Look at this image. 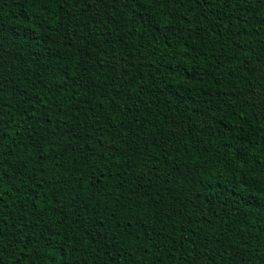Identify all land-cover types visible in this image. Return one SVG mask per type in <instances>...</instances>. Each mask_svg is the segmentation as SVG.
Listing matches in <instances>:
<instances>
[{
	"label": "trees",
	"instance_id": "16d2710c",
	"mask_svg": "<svg viewBox=\"0 0 264 264\" xmlns=\"http://www.w3.org/2000/svg\"><path fill=\"white\" fill-rule=\"evenodd\" d=\"M0 264H264V0H0Z\"/></svg>",
	"mask_w": 264,
	"mask_h": 264
}]
</instances>
